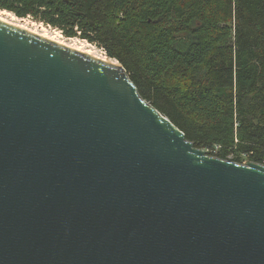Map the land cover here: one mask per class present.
Returning a JSON list of instances; mask_svg holds the SVG:
<instances>
[{
  "label": "water",
  "instance_id": "water-1",
  "mask_svg": "<svg viewBox=\"0 0 264 264\" xmlns=\"http://www.w3.org/2000/svg\"><path fill=\"white\" fill-rule=\"evenodd\" d=\"M0 264H264V164L196 147L115 58L0 20Z\"/></svg>",
  "mask_w": 264,
  "mask_h": 264
},
{
  "label": "trees",
  "instance_id": "trees-1",
  "mask_svg": "<svg viewBox=\"0 0 264 264\" xmlns=\"http://www.w3.org/2000/svg\"><path fill=\"white\" fill-rule=\"evenodd\" d=\"M97 45L209 155L264 164V0H0Z\"/></svg>",
  "mask_w": 264,
  "mask_h": 264
},
{
  "label": "rangeland",
  "instance_id": "rangeland-1",
  "mask_svg": "<svg viewBox=\"0 0 264 264\" xmlns=\"http://www.w3.org/2000/svg\"><path fill=\"white\" fill-rule=\"evenodd\" d=\"M2 11H6V14H2ZM11 14H9V13ZM0 20L6 21L8 23H11L13 25H16L18 27L27 29L29 31H32L34 33L40 34L44 37H47L49 39H53L54 37L57 38L55 41L68 45L73 47L74 44L82 45V50L85 52H89L88 54H91L96 57L101 58H107V54L105 51L100 49L97 45L90 43L89 41L79 38V37H68L66 36L60 29L55 28L53 26L48 25L47 23L41 22L39 20L33 19V17H19L15 13L0 9ZM48 28V29H47ZM61 36V37H60ZM72 38V39H71ZM117 60V59H116ZM118 61V60H117ZM119 62V61H118ZM247 162V157L243 156V163Z\"/></svg>",
  "mask_w": 264,
  "mask_h": 264
},
{
  "label": "bare ground",
  "instance_id": "bare-ground-1",
  "mask_svg": "<svg viewBox=\"0 0 264 264\" xmlns=\"http://www.w3.org/2000/svg\"><path fill=\"white\" fill-rule=\"evenodd\" d=\"M1 13H2V14H6L7 12H6V11H2ZM8 13H9V12H8ZM9 14H11V13H9ZM24 18H25V17H24ZM47 29H48V28H47ZM60 37H61V36H60ZM46 38H47V37H46ZM48 39H49V38H48ZM56 39H57V38L54 37V38L51 39V40L55 41ZM71 39H72V38H71ZM56 42H57V41H56ZM58 43H59V42H58ZM70 47H71V46H70ZM73 48H74V49H77V50H79V51H81V52H85V51L82 50V48H83L82 45L80 46V45L74 44V45H73ZM89 52L92 53V51H89ZM89 52H88V53H89ZM85 53H87V52H85ZM99 58H101V57H99ZM107 58H108V57H107ZM107 58H101V59H105V60H106Z\"/></svg>",
  "mask_w": 264,
  "mask_h": 264
},
{
  "label": "built area",
  "instance_id": "built-area-1",
  "mask_svg": "<svg viewBox=\"0 0 264 264\" xmlns=\"http://www.w3.org/2000/svg\"><path fill=\"white\" fill-rule=\"evenodd\" d=\"M28 17H32V16L29 15Z\"/></svg>",
  "mask_w": 264,
  "mask_h": 264
}]
</instances>
